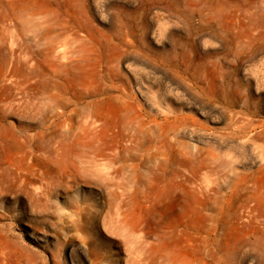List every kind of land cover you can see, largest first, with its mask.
Masks as SVG:
<instances>
[{"label":"rangeland","instance_id":"374dc122","mask_svg":"<svg viewBox=\"0 0 264 264\" xmlns=\"http://www.w3.org/2000/svg\"><path fill=\"white\" fill-rule=\"evenodd\" d=\"M218 251L264 264V0H0V264Z\"/></svg>","mask_w":264,"mask_h":264},{"label":"bare ground","instance_id":"6f19581e","mask_svg":"<svg viewBox=\"0 0 264 264\" xmlns=\"http://www.w3.org/2000/svg\"><path fill=\"white\" fill-rule=\"evenodd\" d=\"M58 159V158H57ZM61 160V159H60ZM58 161V160H57ZM56 163V162H55ZM5 217H10V216H8V214H5L4 215ZM10 219V218H9ZM129 243H130V241H129ZM196 256V255H195ZM248 256H249V254H248ZM216 257H217V259H218V264H223V259H224V255L222 254V252L221 251H218V252H216ZM250 257H252V255L250 256ZM253 258V257H252ZM248 260V259H247ZM253 261V260H252ZM228 263V262H227ZM207 264H209V263H207Z\"/></svg>","mask_w":264,"mask_h":264}]
</instances>
